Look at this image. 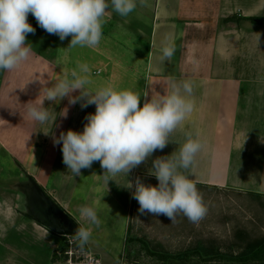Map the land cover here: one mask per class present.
I'll use <instances>...</instances> for the list:
<instances>
[{
	"label": "crops",
	"instance_id": "1",
	"mask_svg": "<svg viewBox=\"0 0 264 264\" xmlns=\"http://www.w3.org/2000/svg\"><path fill=\"white\" fill-rule=\"evenodd\" d=\"M135 3L126 17L110 6L101 42L80 53L68 43L60 54L58 35L47 33L29 13L35 28L26 38L31 54L18 67L0 70V154L7 157L0 166L19 176L14 189L23 199L33 179L79 227L89 230L85 246L99 264H132L128 244L135 239L130 231L139 215L132 197L136 179L145 185L158 182L149 174L152 161L178 154L189 134L202 147L189 170H178L196 187L264 197V20H250L264 18V0ZM164 46L175 49L170 61L161 59ZM78 64L89 66L90 89L131 90L141 95L140 107L152 97L171 94L174 84L190 81L192 95L181 94L193 101L194 109L170 134L172 141L128 176L118 174L107 184L98 161L74 176L63 163L62 143L54 144V139L69 129L82 132L95 105L82 108L80 102L69 104L67 97L59 104L45 99L51 118L43 125L27 110L43 99L45 86L65 76L71 79ZM71 95L78 96L79 90ZM129 181L131 189L126 188ZM81 206L97 211L99 226L81 217ZM0 233V264H51L60 236L24 208Z\"/></svg>",
	"mask_w": 264,
	"mask_h": 264
},
{
	"label": "clouds",
	"instance_id": "2",
	"mask_svg": "<svg viewBox=\"0 0 264 264\" xmlns=\"http://www.w3.org/2000/svg\"><path fill=\"white\" fill-rule=\"evenodd\" d=\"M110 6L121 17L128 16L137 7L135 0H110V3L109 0H0V70L18 67L31 54L26 38L35 33V28L28 22L29 13L42 29L58 35L61 41L71 36L68 48H95L103 38L104 17ZM161 51V59L170 61L175 49L164 46ZM77 68L79 71L72 70L71 79L65 76L55 80L52 87L45 86L43 99L27 110L33 121L43 125L51 118L48 109L43 107L45 99L59 104L67 97L69 104L80 102L82 108L95 105V112L85 117L87 122L82 132L69 129L54 139V144L62 143L63 163L74 176L97 161L104 170L107 184L118 174L128 176L156 150L162 151L172 141L170 134L194 109L193 101L181 94L182 91L192 95L190 81H184L181 86L174 84L171 94L152 97L140 107V94L111 86L92 90L89 87L92 81L87 75L89 66L78 64ZM77 90L79 95L72 96ZM143 95L147 96V92ZM201 147L189 134L178 154L174 151L152 161L149 174L157 178V186L145 185L136 179L132 197L138 202L141 215H164L172 223L178 214L193 223L203 219L207 207L202 194L192 180L178 170H189ZM126 188H133L132 182L129 181ZM79 213L91 224L99 226L101 223L93 207L81 206ZM90 236L91 232L83 227H78L73 234L81 246Z\"/></svg>",
	"mask_w": 264,
	"mask_h": 264
},
{
	"label": "rangeland",
	"instance_id": "3",
	"mask_svg": "<svg viewBox=\"0 0 264 264\" xmlns=\"http://www.w3.org/2000/svg\"><path fill=\"white\" fill-rule=\"evenodd\" d=\"M71 38L69 36L63 41L60 40V54L66 52ZM83 50V47L73 49L75 53ZM4 160H7L6 154H0V162ZM18 177L15 171H8L0 166V227L3 229L9 227V223L12 224L18 209L24 208L30 215L35 216L29 199H38L39 195L28 186L29 192L23 199L22 194L14 189ZM150 185L157 186L158 182L153 181ZM197 189L207 207L206 215L197 223L191 222L183 214H178L176 221L172 223L164 215L139 213L140 216L133 221L134 226H131L130 231V235L135 238L128 244V252L132 254L130 263L182 264L178 260L162 259L152 252L176 254L199 245L212 246L222 252L236 255L243 251L249 242L264 240V197L227 190L213 191L204 187ZM61 241L59 236L58 244ZM193 261L198 264H220L218 260L205 261L197 256L187 258L184 264H194ZM233 262L240 264L238 261ZM253 262L250 261L251 264Z\"/></svg>",
	"mask_w": 264,
	"mask_h": 264
},
{
	"label": "trees",
	"instance_id": "4",
	"mask_svg": "<svg viewBox=\"0 0 264 264\" xmlns=\"http://www.w3.org/2000/svg\"><path fill=\"white\" fill-rule=\"evenodd\" d=\"M250 20L255 23H260L264 20V18L251 17ZM60 236L62 238V241L56 247L55 249L56 251L54 250L53 252L51 258L52 264H54L56 260L65 259L64 251L68 248V240L66 235H60ZM74 245L82 249H87L85 244L81 246L79 241L77 240L74 241ZM152 254L157 255L162 259L167 258L171 260L172 259L178 260L182 264L185 263L187 258H193L194 256L201 257L205 261L218 260L220 264H233L234 263L233 261H238L240 262V264H251L250 261L252 260L254 261L253 264H264V240H256L249 242L248 245L244 248V250L236 255L222 252L220 251L219 248H215L212 246H204V245H199L192 249H186L176 254H171V253L163 254V253H154V252H152ZM193 263L198 264L197 261H193Z\"/></svg>",
	"mask_w": 264,
	"mask_h": 264
},
{
	"label": "water",
	"instance_id": "5",
	"mask_svg": "<svg viewBox=\"0 0 264 264\" xmlns=\"http://www.w3.org/2000/svg\"><path fill=\"white\" fill-rule=\"evenodd\" d=\"M29 181L31 182L32 189L34 188L39 195L38 199H29L37 219L58 235L73 236L74 232L79 227L77 222L46 195V193L36 185L33 179Z\"/></svg>",
	"mask_w": 264,
	"mask_h": 264
},
{
	"label": "built area",
	"instance_id": "6",
	"mask_svg": "<svg viewBox=\"0 0 264 264\" xmlns=\"http://www.w3.org/2000/svg\"><path fill=\"white\" fill-rule=\"evenodd\" d=\"M66 236L68 248L64 251L65 259L57 260L54 264H99V259L94 253L75 246L72 235Z\"/></svg>",
	"mask_w": 264,
	"mask_h": 264
}]
</instances>
